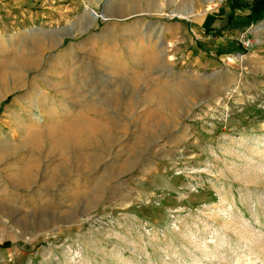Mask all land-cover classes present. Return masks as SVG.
Masks as SVG:
<instances>
[{
  "label": "rangeland",
  "instance_id": "rangeland-1",
  "mask_svg": "<svg viewBox=\"0 0 264 264\" xmlns=\"http://www.w3.org/2000/svg\"><path fill=\"white\" fill-rule=\"evenodd\" d=\"M167 1L0 0V264H264V18Z\"/></svg>",
  "mask_w": 264,
  "mask_h": 264
},
{
  "label": "crops",
  "instance_id": "crops-1",
  "mask_svg": "<svg viewBox=\"0 0 264 264\" xmlns=\"http://www.w3.org/2000/svg\"><path fill=\"white\" fill-rule=\"evenodd\" d=\"M213 1L168 0L163 8L169 17L184 20L176 22L177 29H189V44L195 51L194 64L214 66L229 49L238 47V43L230 41L234 38L233 35L243 30L241 37H248V30L254 23L249 14L256 0L251 3L237 0L236 4L233 0H228L221 5L212 4L213 6L208 7ZM209 56H216V60H209Z\"/></svg>",
  "mask_w": 264,
  "mask_h": 264
},
{
  "label": "trees",
  "instance_id": "trees-1",
  "mask_svg": "<svg viewBox=\"0 0 264 264\" xmlns=\"http://www.w3.org/2000/svg\"><path fill=\"white\" fill-rule=\"evenodd\" d=\"M235 4L237 0H233ZM249 18L256 22L264 18V0H256L250 8Z\"/></svg>",
  "mask_w": 264,
  "mask_h": 264
},
{
  "label": "built area",
  "instance_id": "built-area-1",
  "mask_svg": "<svg viewBox=\"0 0 264 264\" xmlns=\"http://www.w3.org/2000/svg\"><path fill=\"white\" fill-rule=\"evenodd\" d=\"M246 2H252L253 0H245ZM228 2V0H218V4H222V3H226ZM240 45H242V47L244 49H247L248 47L252 46L251 40L247 39L246 37L243 38V40H240Z\"/></svg>",
  "mask_w": 264,
  "mask_h": 264
},
{
  "label": "water",
  "instance_id": "water-1",
  "mask_svg": "<svg viewBox=\"0 0 264 264\" xmlns=\"http://www.w3.org/2000/svg\"><path fill=\"white\" fill-rule=\"evenodd\" d=\"M91 14L95 17V18H98V17H101V18H105V15L103 14V13H101L100 14V16L99 15H97L95 12H91ZM264 24V23H263ZM69 27H71V25L70 26H66V27H62V28H57V29H60V30H62V29H69Z\"/></svg>",
  "mask_w": 264,
  "mask_h": 264
},
{
  "label": "bare ground",
  "instance_id": "bare-ground-1",
  "mask_svg": "<svg viewBox=\"0 0 264 264\" xmlns=\"http://www.w3.org/2000/svg\"><path fill=\"white\" fill-rule=\"evenodd\" d=\"M91 15H92V14H91ZM92 16H93V15H92ZM93 17H94V16H93ZM69 29H70V27H69ZM52 45H53V44H52ZM52 45H51V46H52Z\"/></svg>",
  "mask_w": 264,
  "mask_h": 264
}]
</instances>
